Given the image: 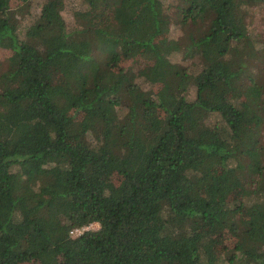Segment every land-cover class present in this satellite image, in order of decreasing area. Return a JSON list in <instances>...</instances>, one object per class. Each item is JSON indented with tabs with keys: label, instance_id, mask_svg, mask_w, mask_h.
<instances>
[{
	"label": "trees",
	"instance_id": "trees-1",
	"mask_svg": "<svg viewBox=\"0 0 264 264\" xmlns=\"http://www.w3.org/2000/svg\"><path fill=\"white\" fill-rule=\"evenodd\" d=\"M65 1L0 0V264H264V0H179L163 41L166 0Z\"/></svg>",
	"mask_w": 264,
	"mask_h": 264
},
{
	"label": "rangeland",
	"instance_id": "rangeland-1",
	"mask_svg": "<svg viewBox=\"0 0 264 264\" xmlns=\"http://www.w3.org/2000/svg\"><path fill=\"white\" fill-rule=\"evenodd\" d=\"M15 5V3H12ZM179 4V0H166L164 3V6L166 8V12L168 14L169 20H170V27L169 29L164 33L162 37L159 38L158 41L163 40H177L180 38H183L185 36V29H183L181 25V17L177 10V5ZM39 5L37 1L32 3V6H30L28 11V16L24 17L23 19H20V26L23 29L28 22H31L34 17L37 14ZM85 7L81 5L79 0H66L64 4L63 9V16L65 20L67 21L69 26H72L74 24L73 15L76 11L84 10ZM108 17V19H113L115 16V11L113 8L108 7L104 9L103 5L99 2L95 5L94 9L90 11L85 16L86 23L91 26H98V22L101 17L105 16ZM246 24H247V30L250 35V38L252 40V44L254 49L256 50V53L262 56L264 54V4H258L253 7H248L246 9ZM9 56V52L0 50V64L2 65L0 67V71H4V67L7 65V58ZM173 61H176L178 63H182L183 65H189L190 61L184 60L182 56L176 55L172 58ZM122 66L128 69H131L135 71L139 67H152L154 66V61L151 59V57H143L142 59L137 60L136 62H127L122 61ZM256 66H259L262 68L260 74H264V56L262 59L259 57L258 60H255ZM263 85V96H262V102L264 103V84ZM216 119L211 118L210 121L214 122ZM245 174V172H244ZM99 229L98 224H91L86 228L80 229L78 232L73 233L71 235L77 236L80 235L83 231H96ZM224 257H222L221 264H223Z\"/></svg>",
	"mask_w": 264,
	"mask_h": 264
},
{
	"label": "built area",
	"instance_id": "built-area-1",
	"mask_svg": "<svg viewBox=\"0 0 264 264\" xmlns=\"http://www.w3.org/2000/svg\"><path fill=\"white\" fill-rule=\"evenodd\" d=\"M78 231H79L78 229H75V230H73V231L71 232V234L76 233V232H78Z\"/></svg>",
	"mask_w": 264,
	"mask_h": 264
}]
</instances>
